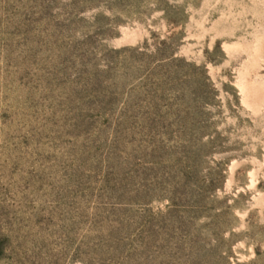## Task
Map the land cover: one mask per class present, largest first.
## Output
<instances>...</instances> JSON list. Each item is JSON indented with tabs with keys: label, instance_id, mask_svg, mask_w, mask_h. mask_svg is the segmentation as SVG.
Wrapping results in <instances>:
<instances>
[{
	"label": "rangeland",
	"instance_id": "obj_1",
	"mask_svg": "<svg viewBox=\"0 0 264 264\" xmlns=\"http://www.w3.org/2000/svg\"><path fill=\"white\" fill-rule=\"evenodd\" d=\"M0 264H264V0H0Z\"/></svg>",
	"mask_w": 264,
	"mask_h": 264
}]
</instances>
